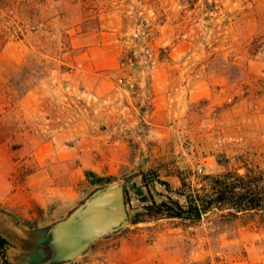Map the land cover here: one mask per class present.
Instances as JSON below:
<instances>
[{
    "label": "rangeland",
    "instance_id": "374dc122",
    "mask_svg": "<svg viewBox=\"0 0 264 264\" xmlns=\"http://www.w3.org/2000/svg\"><path fill=\"white\" fill-rule=\"evenodd\" d=\"M45 169L53 192L30 182ZM239 177L264 201V0H0L8 260L47 262L44 231L103 178L138 222L64 264H264L263 210L151 212L201 210Z\"/></svg>",
    "mask_w": 264,
    "mask_h": 264
},
{
    "label": "water",
    "instance_id": "95a60500",
    "mask_svg": "<svg viewBox=\"0 0 264 264\" xmlns=\"http://www.w3.org/2000/svg\"><path fill=\"white\" fill-rule=\"evenodd\" d=\"M130 225L124 184L115 181L96 189L67 218L48 226L37 250L44 264H64L82 257L99 239Z\"/></svg>",
    "mask_w": 264,
    "mask_h": 264
},
{
    "label": "trees",
    "instance_id": "16d2710c",
    "mask_svg": "<svg viewBox=\"0 0 264 264\" xmlns=\"http://www.w3.org/2000/svg\"><path fill=\"white\" fill-rule=\"evenodd\" d=\"M90 174H93V173H90ZM239 181L242 182L241 185L239 186V188L243 190L242 193H238L235 190V188L237 187L221 188L216 191L217 197H215L213 200H210L208 202V205L203 207L201 210L198 208H193L192 204H190L189 209H185L178 202L172 201V204L174 206H170L168 203H162V204L156 205L155 202H152L153 205H151L150 208L153 210L151 212L161 214V215H166V217L168 218L199 219L202 213L207 212L213 207V204H220V205L222 204L225 206L229 205L233 208H236L239 211H252V210L254 211L263 210L264 211V201L262 198H260L259 194L255 192L256 189H253L254 187L252 188V185H248L246 182H244L245 180L242 177H239ZM112 182L113 181L110 179L98 178L96 179L94 184H96L97 186L96 188H101ZM124 191H125L126 204H128L129 196H128V191L126 187H124ZM86 199H84V201ZM77 207L78 206H76L74 209H76ZM72 211H70V213ZM68 215L65 218H67ZM130 220L132 224H135L138 222V220L132 216H130ZM9 246L10 244H9L8 239L3 234L0 233V260L2 264H17L14 261L8 260L7 257L5 256V251L8 249Z\"/></svg>",
    "mask_w": 264,
    "mask_h": 264
},
{
    "label": "crops",
    "instance_id": "0c3cea01",
    "mask_svg": "<svg viewBox=\"0 0 264 264\" xmlns=\"http://www.w3.org/2000/svg\"><path fill=\"white\" fill-rule=\"evenodd\" d=\"M51 177H52L51 172H49L48 169H45V170H41V171H38V172L32 174L30 176V178H31L30 182H31L32 186H34V187H36L37 184H41V185H44V187H49V189L52 190L51 192H53L55 187L51 185L54 183V182H52L53 180ZM71 198H73V197L71 196Z\"/></svg>",
    "mask_w": 264,
    "mask_h": 264
}]
</instances>
